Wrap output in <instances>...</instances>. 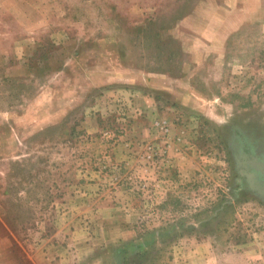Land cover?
I'll list each match as a JSON object with an SVG mask.
<instances>
[{"label": "rangeland", "instance_id": "rangeland-1", "mask_svg": "<svg viewBox=\"0 0 264 264\" xmlns=\"http://www.w3.org/2000/svg\"><path fill=\"white\" fill-rule=\"evenodd\" d=\"M251 156L264 0H0V264H264Z\"/></svg>", "mask_w": 264, "mask_h": 264}, {"label": "water", "instance_id": "water-1", "mask_svg": "<svg viewBox=\"0 0 264 264\" xmlns=\"http://www.w3.org/2000/svg\"><path fill=\"white\" fill-rule=\"evenodd\" d=\"M246 164L253 172L243 171L242 174L247 177L251 191L264 203V162L251 156ZM260 176H263V179H260Z\"/></svg>", "mask_w": 264, "mask_h": 264}, {"label": "trees", "instance_id": "trees-1", "mask_svg": "<svg viewBox=\"0 0 264 264\" xmlns=\"http://www.w3.org/2000/svg\"><path fill=\"white\" fill-rule=\"evenodd\" d=\"M161 233L163 234L164 231H160V234ZM148 235L150 236L149 238ZM156 243H157L156 230L146 231L145 234L141 235V238L139 240L131 242L129 243V245H127L129 247L127 251H125L124 249H120V254L128 253L132 256V258L134 254L138 258L146 259L147 256L151 253V248L153 249Z\"/></svg>", "mask_w": 264, "mask_h": 264}]
</instances>
